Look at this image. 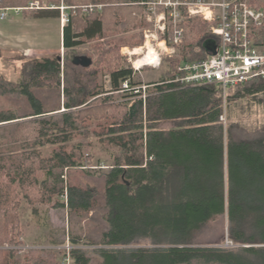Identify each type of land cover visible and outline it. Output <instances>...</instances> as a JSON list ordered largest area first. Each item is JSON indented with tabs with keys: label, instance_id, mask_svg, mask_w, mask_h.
Returning <instances> with one entry per match:
<instances>
[{
	"label": "trees",
	"instance_id": "trees-1",
	"mask_svg": "<svg viewBox=\"0 0 264 264\" xmlns=\"http://www.w3.org/2000/svg\"><path fill=\"white\" fill-rule=\"evenodd\" d=\"M29 1L0 0V9ZM41 1L76 9L63 28V61L18 53L12 60L22 63L20 78L0 75V98L10 105L0 108V137L11 144L0 153V264H62L66 258L69 264H264V123L249 128L233 119L232 109L249 101L264 113V78L230 88L225 101L217 85L175 82L180 61L172 59L154 92L143 98L145 92L134 89V101L120 102V93L141 82L110 35L132 33L124 37L127 45L143 43L137 31L145 26L144 0ZM88 5L102 9L83 15ZM35 16L60 17V9ZM179 26L185 60L214 53L220 40L206 21L186 18ZM86 43L96 60L76 50ZM79 57L90 66L76 64ZM101 73L110 77L109 90ZM164 122L175 125L161 128ZM95 123L103 124L99 131L92 130ZM77 135L98 137L112 158L107 170L91 167L93 157L74 142ZM23 200L35 215L36 205L67 209L73 248L31 249L19 257ZM220 221L223 240L233 247L206 241ZM143 241L151 246L130 248ZM83 246L97 251L96 263Z\"/></svg>",
	"mask_w": 264,
	"mask_h": 264
},
{
	"label": "rangeland",
	"instance_id": "rangeland-1",
	"mask_svg": "<svg viewBox=\"0 0 264 264\" xmlns=\"http://www.w3.org/2000/svg\"><path fill=\"white\" fill-rule=\"evenodd\" d=\"M33 1H38L44 7H47L43 10H52L57 9L59 7H65L67 10L64 11L66 16H69V11H73L76 9L75 7L66 6L64 3H61L60 6H55L53 4L48 3L47 1L41 0H30L26 5L16 7V8H27L29 4ZM255 6L264 7V0H249ZM90 6H101L102 5H88L82 7L83 15H87L90 12L85 10V7ZM1 9H9V16L2 22H0V49L3 52V57L0 58V75L5 78L17 81L20 78V67L21 61L12 60L16 54L20 53L25 55L27 58H36V57H44L51 55H60L62 60H64V53L66 52L63 47V28L67 25L62 20V11L60 10V17H50V18H37L35 16L36 12L42 10H25L22 12H15L13 9L15 8H1ZM0 9V10H1ZM102 9V8H101ZM100 9V10H101ZM96 10H99L98 8ZM29 13H25V12ZM70 18V16H69ZM204 20L201 17H194ZM141 21L145 24V26L138 30L137 32H142L144 35V41L140 46L132 47L131 45H127L124 37H130L132 34H116L112 33L110 35V39L114 40L116 43L122 45L120 54L124 58V65H131L135 71V81H140L141 83L137 86H133L125 93H120L117 96V100L120 102L123 101H134L136 97L134 96L136 93L133 91L134 89H142L145 94L139 97L146 98L148 96L149 91L154 92L156 87L154 83L161 82L165 75V73L170 69L169 61L172 59H177L180 61L179 66L182 63L192 62L187 61L180 51V47H178L175 52L170 48L165 49L164 44H161L164 39H169L171 37L172 32L166 31L165 35L157 28L155 21L149 22L145 14H142L140 17ZM205 21V20H204ZM207 22V21H206ZM208 23V22H207ZM209 24V23H208ZM210 30V25H209ZM154 35L150 38L146 37V34ZM148 46L155 50L154 52L158 56V64H154L152 66H146L141 68L136 66V62L144 57L145 51ZM135 49L140 50L138 52H133ZM76 50L80 53H87L92 56L94 60H96V54L92 49V43H86L76 48ZM132 56L130 55V53ZM170 53V54H167ZM178 72L176 73V75ZM176 77V76H175ZM100 83L104 87V89L109 90L111 87L110 77L107 73H101L100 75ZM119 94V93H117ZM124 95V96H123ZM227 96V95H226ZM226 101V97L224 96ZM10 105L3 101L0 98V108H9ZM226 109V104H225ZM233 109V119L235 121L241 122L242 124L248 126L249 128L259 127L264 123V113L256 105H250L249 101L239 102L236 105L232 106ZM226 121V116L224 118ZM175 124L172 122H164L160 125L161 128H171ZM103 124H94L92 130L99 131ZM76 143L80 142L84 144V154L86 156L91 155L93 157V162L91 167L97 168L102 167L107 170L109 165L111 164L112 158L110 152L107 151L104 146L99 142L98 137L92 135L91 137H84L82 135H77L75 138ZM11 144H7V141L0 137V153L4 152L6 149H9ZM52 149V148H51ZM48 149L44 152L45 156H50L52 150ZM5 153V152H4ZM39 209V214H33V208L23 200L21 207V215H22V235L20 237V241H22V245L19 247L22 252L19 257L27 258L28 251L31 249H45V250H55L59 252L60 250L66 249L69 247L73 248L69 244V234L70 229L72 227V219L69 215L67 209L55 208L53 204L49 205H36ZM87 221H83V225H86ZM226 224L220 221L217 225H213V228L205 237L207 242H211L212 244H216L214 246L221 245L222 241H225L223 246L225 247H233L227 239L223 240V233H225ZM67 242L64 246H58L52 244V241H65ZM151 244L148 241H143L139 243V245H135L130 248L137 247H150ZM85 250H88L87 253L91 255L93 258V263H96V255L97 251H92V249L88 246H83ZM99 249V248H98ZM60 256L56 259L60 262ZM62 264H69V259H65L62 261Z\"/></svg>",
	"mask_w": 264,
	"mask_h": 264
},
{
	"label": "built area",
	"instance_id": "built-area-1",
	"mask_svg": "<svg viewBox=\"0 0 264 264\" xmlns=\"http://www.w3.org/2000/svg\"><path fill=\"white\" fill-rule=\"evenodd\" d=\"M140 5L145 8L146 19L155 21L164 35L172 28L171 37L161 43L166 50L175 52L183 43L185 35L179 25L186 18H203L209 23L210 32L219 37L210 57L179 66L175 82L190 86L217 85L226 97L230 88L264 78V7L255 6L249 0H144ZM45 8L33 1L27 8L13 11ZM97 8L102 7L90 6L85 10L92 12ZM59 9L63 22L68 24L70 18L64 14L67 9L63 6ZM9 12V9L0 10V22L8 18ZM151 36L154 35L146 34L147 38ZM123 87L128 88V83Z\"/></svg>",
	"mask_w": 264,
	"mask_h": 264
},
{
	"label": "bare ground",
	"instance_id": "bare-ground-1",
	"mask_svg": "<svg viewBox=\"0 0 264 264\" xmlns=\"http://www.w3.org/2000/svg\"><path fill=\"white\" fill-rule=\"evenodd\" d=\"M144 48H147V51H145L144 53V57H141L137 62H136V66L137 67H145L146 66H152L154 64H158V56L157 54L154 52L155 50H153L152 48H149L148 46L144 47ZM140 50L138 49H135L133 52H138V53H142V52H139ZM130 53V55H132V53ZM132 56H136V55H132ZM141 67V68H143Z\"/></svg>",
	"mask_w": 264,
	"mask_h": 264
},
{
	"label": "water",
	"instance_id": "water-1",
	"mask_svg": "<svg viewBox=\"0 0 264 264\" xmlns=\"http://www.w3.org/2000/svg\"><path fill=\"white\" fill-rule=\"evenodd\" d=\"M59 60H62V57L60 56L59 57ZM76 64H81L85 67H88L90 66L91 64V60L87 57H79V58H76L75 61H74Z\"/></svg>",
	"mask_w": 264,
	"mask_h": 264
},
{
	"label": "crops",
	"instance_id": "crops-1",
	"mask_svg": "<svg viewBox=\"0 0 264 264\" xmlns=\"http://www.w3.org/2000/svg\"><path fill=\"white\" fill-rule=\"evenodd\" d=\"M2 22V21H1Z\"/></svg>",
	"mask_w": 264,
	"mask_h": 264
}]
</instances>
